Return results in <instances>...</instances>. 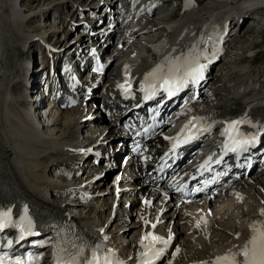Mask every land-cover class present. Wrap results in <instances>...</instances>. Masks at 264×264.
I'll return each instance as SVG.
<instances>
[{"label": "bare ground", "instance_id": "6f19581e", "mask_svg": "<svg viewBox=\"0 0 264 264\" xmlns=\"http://www.w3.org/2000/svg\"><path fill=\"white\" fill-rule=\"evenodd\" d=\"M20 1L0 0V203L6 197L15 196L24 203L39 207L41 213L67 217L71 220L66 221L69 226L103 243L105 248L113 249L117 258H123L124 253L130 256L125 258L126 264H137L143 251L140 239L149 232L168 241L173 240L171 250L161 264L211 262L213 257L243 247L249 240V224L253 223L252 219L261 218L260 212L264 209V168L256 171L264 164L252 169L245 180L230 186H227L229 182L222 185L212 201L207 195L195 204L177 206L175 202H164L158 196L159 190L150 188V184L145 182L150 178V154L154 152L157 155L166 150L169 138L149 140L143 145L148 150L133 159L129 158L124 165L119 164L116 175L107 184L106 179L113 171L111 166H115L120 151L114 148L115 154L110 157L108 145L112 142L116 144V137L122 141L126 135L125 123L128 122L129 127L137 123L136 118L130 116L117 125L119 117L114 112L118 108L119 94L132 97L131 104H137L144 99L140 88L149 73L158 66L163 70L166 67L169 69L180 65L179 61L184 58L197 56L200 62H208L204 79H208L209 88L200 100L192 101L190 107L182 112V117H213L217 120L225 114L236 117V112H244L240 119H247L249 122L244 124L259 133L263 125L253 123V116L248 114L256 113L263 117L264 123V68L259 77L251 69L253 62H248L247 66L239 64L245 54L255 47L252 41L238 46L229 42L234 37V31L230 33V29L234 28L232 25L239 27L246 20L256 19L251 10L258 12L262 9L264 0H196L195 6V0H182V10L176 17L173 12L179 0H135L127 6V0H116L121 5L118 12L112 10L114 3L111 7H108L109 3H104L107 12L113 16L112 20L121 12H126L125 19L108 22L114 25L111 27L110 24L111 28L116 27L112 30L120 37L107 56L105 52L110 37L104 35L107 32L105 29L101 35L105 40L98 46L105 45L101 50V72L88 75L87 71L82 85L80 83L83 82L70 77V93L57 102L60 106L58 110H48L45 121L52 126L42 131L33 116V110L42 102L31 103L23 78L29 70L25 66L27 50L36 43L43 46L44 41H50L51 46L59 45L57 56L65 57L60 54L64 50L70 53L69 57L75 53L74 65L79 70L86 64L90 65L83 51L84 54L90 53L92 44L97 45L101 41L96 39L98 35L95 32L91 35L76 34L70 44L63 39L57 40L58 28L41 23L45 16L42 9L57 10L67 6L72 14L79 17L88 13V20L93 19L92 22H97L100 19L97 16L101 14L98 12L95 17L92 11L83 12L80 0H46L38 9L21 7ZM100 2L95 0L90 4L96 6ZM156 4L166 9L160 10ZM72 14L70 11L63 12V19L57 22L69 28L78 25L70 23ZM36 17L39 24L29 27L28 24ZM85 23L88 22L82 20L80 25L88 32ZM249 29H254V26ZM223 30L227 31L220 45L219 37ZM245 34L251 36L248 31ZM123 35L124 38H121ZM260 39H264V34L260 35ZM85 40L92 43L86 49L85 44L88 43L84 42L85 49L79 50V43ZM208 42L212 43L211 48ZM132 47H139L140 50L132 51ZM38 57H41L40 50ZM110 58L115 60L116 68H112L100 82L98 78L105 75ZM95 62L93 65H97ZM213 65L215 70L212 72ZM45 66L41 67L44 69ZM120 85H125L129 91L126 92ZM19 89L23 91L15 95L14 92ZM189 97L194 98V95L188 91L171 99L158 92L154 104L175 108L181 113V107ZM218 100L222 103L217 104ZM106 110L111 118L107 117ZM144 115L146 113H142ZM185 150L180 151L181 155L185 154ZM91 154L93 159H88ZM104 162L109 163L106 169L101 166ZM54 168L58 169L55 170L57 175L49 176L48 172ZM81 172L83 175L79 177ZM67 204L68 211L65 208ZM115 244L119 245L121 252L116 250ZM44 249L48 246L42 251ZM43 261V264H50L49 255L45 254Z\"/></svg>", "mask_w": 264, "mask_h": 264}, {"label": "snow or ice", "instance_id": "6c2138e0", "mask_svg": "<svg viewBox=\"0 0 264 264\" xmlns=\"http://www.w3.org/2000/svg\"><path fill=\"white\" fill-rule=\"evenodd\" d=\"M204 58L208 59L207 56ZM206 67L207 65L201 63L198 56L186 59L181 65L169 67L167 72L158 66L145 77V82L141 84L144 99L154 98L161 90L166 92L169 97H172L189 84H198L204 79ZM120 87L124 88L126 92L129 91V88L125 87V85H120ZM200 121L201 118L199 117H193L189 120L188 124L184 126L182 133L174 138L172 143L173 152L181 144L189 143L196 139L198 134L209 130L208 128L198 127ZM248 122L247 119L233 120L223 129L221 134L226 137L223 148L225 155L228 152L239 155L242 152H247L250 146L256 144V135H247L240 130V125ZM221 160H217L216 163H220ZM210 161L211 157L201 165V168L208 170ZM146 203L149 202L146 201ZM260 217L262 219H258L250 225L252 235L243 247L235 251L229 250L224 255L215 257L214 261L204 262V264H264V209L261 210ZM10 226L19 229V240H24L26 235H38L34 231L35 226L28 215L27 206L24 207V214L18 222L12 219L11 208L7 210L0 209V232ZM152 227L155 228L156 225L153 224ZM197 227H199V223H197ZM104 239L107 240L108 238L105 236ZM167 244L168 240L152 232L143 235L140 239V246L143 249L139 254L141 264H155V261L164 252V247H158V245L166 246ZM7 245L11 247L12 241L9 240ZM86 249L89 252L88 255H86ZM6 256L7 254L0 256V264H6ZM29 259H32V257L30 256ZM14 264H26V262L17 258ZM55 264H124V262L116 257L113 249L105 248L103 243L94 245L73 243L70 247L58 248Z\"/></svg>", "mask_w": 264, "mask_h": 264}, {"label": "rangeland", "instance_id": "374dc122", "mask_svg": "<svg viewBox=\"0 0 264 264\" xmlns=\"http://www.w3.org/2000/svg\"><path fill=\"white\" fill-rule=\"evenodd\" d=\"M46 0H21L20 1V3H21V7H28V8H39L40 6H41V4H43L44 2H45ZM91 1V2H90ZM93 1H95V0H80V4H81V8H82V11L84 12V11H86V12H88V11H92L91 12V14L93 15V16H95L96 17V14L98 13V12H101L102 13V11H103V9L105 8V10H106V13L105 14H103V16H101V15H98L97 17H99L100 19L96 22V21H94V22H96L95 24H93L94 22H92V25H90V27L91 26H93V25H95L93 28H92V30L90 31V33H92V31L93 32H95L98 28H100L101 26H103L102 24L103 23H99V24H97L98 22H100V21H104V23L105 24H107L108 23V21L107 20H105V17H104V15H106L107 14V9L108 8H106V7H104V8H99L100 6H103L104 5V3H109V5H108V7H111L110 5H111V3H113L114 1L113 0H107L106 2H105V0H103V1H101L98 5H96V6H92V4H93ZM181 1L182 0H179L178 2H177V4H176V9H175V11L173 12V15L175 14V17L176 16H178L179 14H180V11L182 10V5H181ZM90 3H92V4H90ZM195 4H197V2H196V0L194 1V6H195ZM85 5V6H84ZM156 5H158V7H159V9L160 10H164V9H166V7H164L163 5L162 6H159V5H161V4H156ZM86 6H88V7H86ZM62 7H64V8H57V10H55V9H49L48 11L46 10H43L42 9V11H43V13H45V16H44V18H43V20H42V24L44 23L45 25L46 24H49L51 27H55V28H58V31H57V34H56V37H57V40L58 39H63V42L64 41H69L70 43H71V38H73V36H75L76 35V33L78 32V31H80V28H81V26H79V25H76V26H71L70 28L69 27H67V25L66 24H63L62 22H57V20L59 19V20H61V19H63V17H62V13L64 12L65 14L67 13V12H69L70 11V14H72L73 13V11L70 9V8H67V6H62ZM117 8H118V4H117ZM116 8V5L115 6H113V8H112V10H118ZM194 8V7H193ZM89 9H93V10H89ZM192 10V9H191ZM251 11H253V13H254V15L257 17L256 19H251V21H244L239 27H237L236 25H232L234 28L233 29H230L231 31H230V33H233V31H234V33H233V35H234V37H233V39L231 38L230 40H231V42H229L230 44L232 43V42H235L236 43V46H238V45H245V44H248V43H250L251 41L255 44V47L253 48V50H254V52H258L257 53V55L255 56V57H252V59H251V56L250 57H247L248 55H250V53L248 52V53H246L245 54V58H243L240 62H239V64H247L248 62L250 63V62H253L252 64H251V69H252V71H253V73H254V75H256V76H262V74H261V71H262V69L264 68V66H259V67H257V66H255L254 65V63H256V62H263L264 61V39H260V35L261 34H264V7L262 8V9H260L258 12L257 11H255L254 12V9L253 10H251ZM53 12H59L57 15H59V17H57V15L54 17L55 18V24H52V22L50 21V19H49V14H51V13H53ZM76 12H79V10H77ZM113 12V11H112ZM114 13V12H113ZM156 13V12H155ZM116 13H114V15H115ZM73 15V20L70 22L71 24H74V23H77V24H80L81 23V21L82 20H86L88 23H85L86 24V29H87V27H88V24L89 23H91V21L90 20H88V13L87 14H85V15H83V16H80L79 17V15L78 14H72ZM153 15V14H152ZM151 15V16H152ZM53 16H54V14H53ZM52 16V17H53ZM150 16V17H151ZM97 20V19H96ZM77 21V22H76ZM53 22V23H54ZM113 22H115V21H113ZM37 24H39V18L38 17H36L35 18V20H32L29 24H28V26L29 27H32V26H35V25H37ZM42 24L41 25H39V27L38 28H40L41 26H42ZM110 24L111 23H109V24H107L106 25V28L105 29H107V32H105V34L104 35H108L109 37H110V44H109V46L112 44L111 43V41H112V34H114L116 31H114V30H112L113 28H115L116 29V27H113V28H111L112 27V25L113 24H111V27H110ZM79 26V28H77ZM114 26V25H113ZM250 26H254V29H249V27ZM71 28H72V30H71ZM109 28H111V29H109ZM42 29H46V27H43ZM77 29V30H76ZM79 29V30H78ZM75 30V32H73ZM64 31H66V33L65 34H63L64 33ZM102 31V30H101ZM246 31H248L250 34H251V36L250 37H248L246 34H245V32ZM70 32H73L72 34H70ZM99 33H100V31H98ZM98 32H96V34L99 36V33ZM235 32H237V33H235ZM119 36H120V34L118 33V32H116ZM94 35V34H93ZM104 35L103 36H101L102 38L104 37ZM65 36V37H64ZM97 36V37H98ZM118 36V37H119ZM105 38V37H104ZM118 39V38H117ZM116 39V40H117ZM68 42V43H69ZM84 42H87L88 44H85V46H86V49L87 48H89V46H90V44L92 43V42H88V41H82V42H80L79 43V45H78V47H79V50H83V49H85V48H83V43ZM145 42V41H144ZM114 45H115V43L113 44V47H114ZM41 45H39L38 43H36L35 45H33V46H31L27 51H28V55H27V60H26V62H25V66L27 67V68H29V70L26 72V74L24 75V80H25V85H31L32 87H37V85L39 84L38 83V80L37 79H35L34 77H35V75H37V74H39V75H41V74H43L42 73V71L43 72H45V70H42L43 69V67H37V64H39L38 63V61H37V57H38V51L40 50L41 51V59H43V58H47L48 56H49V54H53V52L52 51H50V50H48V49H45V48H43V49H45V50H43L41 47H40ZM119 46H121V45H119ZM228 46V45H227ZM52 48H51V50H55V54H56V52H58L57 51V46L54 44L53 46H51ZM132 48H134V47H132ZM113 49V48H112ZM111 49V50H112ZM125 49L126 48H124V51H125ZM135 49V51H137L138 52V50H140V48L138 47V48H134ZM46 50H48V52H44V51H46ZM107 50H109V48L108 49H106V51ZM110 50V51H111ZM127 50H128V48H127ZM225 50H227V47H225ZM252 50V51H253ZM224 51V50H223ZM35 52V53H34ZM251 52V51H250ZM35 54V55H34ZM45 54V55H44ZM68 54H70V53H68ZM74 54L75 53H72V56L70 57L71 59H73L74 57ZM83 54H84V51H83ZM34 55V56H33ZM57 56V55H56ZM65 56H67V57H69L67 54L65 55ZM108 56V55H107ZM33 57H35L36 58V60H35V58H34V60H33ZM58 57H61V60L62 59H64V56H58ZM105 58V57H104ZM106 59V58H105ZM107 63V62H106ZM33 64H35V65H33ZM116 62H115V60H111V58H110V62L108 63V65H107V68L109 67V70H112V68H116ZM30 70L31 71H33V72H35L36 74H34L33 75V73L32 72H30ZM109 72V71H108ZM108 72H106L105 73V75H103V76H101V77H99L98 78V80L100 81V82H103V80L105 79L104 77H106L107 76V74H108ZM260 72V73H259ZM252 74V73H251ZM27 75H28V77H27ZM33 75V76H32ZM229 81H230V79H229ZM21 91H23V89H19L18 91H15L14 93H15V95H17V93L19 92H21ZM219 103H222L220 100H218V103L217 104H219ZM97 106H98V104H97ZM70 107H63L62 109H69ZM116 163V162H115ZM119 165V164H118ZM111 168L114 170V169H117L118 170V166H117V168H115V166H111ZM55 170H58L57 168H54V170H50V172H48V174H49V176H56L57 175V171H55ZM111 173H109V175H110ZM83 175V173L81 172V174L79 175V177H81ZM116 175V174H115ZM114 175V176H115ZM54 176V177H55ZM113 176V177H114ZM113 179V178H112ZM111 179V180H112ZM111 180H109V176H108V178L106 179V183L108 184V183H110L111 182ZM139 202V201H138ZM137 206H139V203H137ZM67 207V208H66ZM67 210H66V209ZM65 210L66 211H68V210H70L69 209V207H68V204L67 205H65ZM108 212V211H107ZM113 244H114V242H113ZM115 248H116V250L117 251H120L121 252V250H120V247H119V245H117V244H115ZM124 256H125V253H124ZM128 256V255H127ZM129 258H130V256H129Z\"/></svg>", "mask_w": 264, "mask_h": 264}]
</instances>
